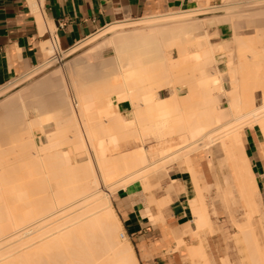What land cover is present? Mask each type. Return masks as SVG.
Wrapping results in <instances>:
<instances>
[{"label": "bare ground", "instance_id": "1", "mask_svg": "<svg viewBox=\"0 0 264 264\" xmlns=\"http://www.w3.org/2000/svg\"><path fill=\"white\" fill-rule=\"evenodd\" d=\"M259 1L119 21L65 50L46 41L43 63L0 86V264H139L111 196L136 180L150 190L148 174L172 161L186 163L195 192L184 243L189 232L212 226L198 163L217 139L240 199L264 220L242 134L255 129L264 138V75L252 58L264 52V14L251 9ZM31 5L43 27L39 3ZM85 45L63 68L35 77L56 54ZM52 131L58 136L43 142ZM171 184L179 194L181 184ZM246 213L238 233L254 242L248 251L258 249L248 252L251 262L264 264ZM163 219L164 236L176 235ZM200 243L189 246L192 257H205Z\"/></svg>", "mask_w": 264, "mask_h": 264}, {"label": "crops", "instance_id": "2", "mask_svg": "<svg viewBox=\"0 0 264 264\" xmlns=\"http://www.w3.org/2000/svg\"><path fill=\"white\" fill-rule=\"evenodd\" d=\"M223 2L224 0H42L39 6L44 25L41 27L30 0H0V85L41 64L44 58L42 45L46 41L55 40L59 48L65 50L108 24L206 5L215 6ZM242 134L250 166L256 174V183L263 195L264 150L260 144L261 135L257 130L248 128ZM198 168L203 181L205 179L208 185L201 159ZM168 172V180L180 182L182 188L170 203L159 206L157 201L162 203L165 194L158 199L154 195L151 197L139 183L119 190L112 199L123 232L133 245L139 264H185L182 255L173 248L186 224L193 219L188 201L195 192L187 169L172 166ZM146 197L158 211L147 204ZM165 206L167 207L162 217L159 209ZM161 219L165 220L164 223L176 235L164 236ZM189 235L184 238L187 239Z\"/></svg>", "mask_w": 264, "mask_h": 264}, {"label": "rangeland", "instance_id": "3", "mask_svg": "<svg viewBox=\"0 0 264 264\" xmlns=\"http://www.w3.org/2000/svg\"><path fill=\"white\" fill-rule=\"evenodd\" d=\"M229 1L230 0H224L222 5L226 4V3L234 2L237 0H231L230 2ZM244 1H246V0H244ZM261 2L263 5L261 4ZM30 3H31V0H30ZM259 3L257 5V7H255V8L251 7L252 13L254 15H258V14L260 15L261 13L264 14V0H260ZM216 6H221V4L216 5ZM216 6H212V7H216ZM204 7L210 8L209 5H206ZM216 9L217 10H215V11H214V9H211V11L208 9V11L205 10L204 12L207 11V15L217 14V13L221 12V9H218V8H216ZM207 15H204V16H207ZM210 22L211 23H210L209 29L211 31H214L216 29V25L213 21H210ZM256 30H259L257 32H260V29H256ZM225 39L229 43L228 46L229 47L231 46V49L233 50L234 49L233 38H231L230 35H228L225 37ZM216 40H218V39H216ZM219 40H221V38ZM232 44H233V46H232ZM87 47H89V46L85 45V47H83L82 50L80 49L78 51V53L71 55V56L64 55V57H63L62 54L61 55L59 54L61 57L59 62L56 63V62L52 61L53 62V63L51 62L52 64L49 63L50 65H47V66H50L47 69H45V67H43L44 68L43 71H42V68H41V71H40V69L35 71L36 72L35 77L42 76V74L44 75L45 73H48L49 71H52L53 69H55L57 67L61 68L63 66V64H65L68 60L74 58L78 54H80V52H82L83 50H86ZM242 47L243 46H241L239 50H241ZM245 47L246 46H244L242 52L247 51V53H244V56L246 58H247V56H249L251 54V52L254 54V52L248 47H247V50L244 51V49H246ZM248 49H250L251 51H249ZM239 50H238V55L243 54V53L239 52ZM244 56H242L241 58H245ZM252 56L253 55L251 54L250 57H252ZM252 58H256L258 60V63H260V65L257 64L259 66V72H262L264 75V71H263L264 70V52L262 54L257 53V55H254ZM43 62H44V59L41 63H43ZM37 66H34V68L31 67L30 69H35ZM260 66H261V68H260ZM209 68L211 69V67H209ZM203 69H205V71H206L207 67H204ZM260 70H262V71H260ZM205 71L203 70L202 72L204 73ZM23 73H20L19 75L13 77L8 82H11L12 80L19 77ZM198 73L201 74V71ZM203 73L200 76H202ZM8 82H6L2 85H6V84H8ZM217 92H219V91H217ZM244 130L245 129L242 130V133ZM57 132L58 131H56V132L52 131L50 133V135H48L46 137L45 141H43V142H46V141L48 142L47 138L48 139L50 138L52 140L53 138L57 137L58 136ZM35 133H36V131H35ZM259 133L261 135V141H260V144L262 146L261 148L264 150V138H263L261 131H259ZM220 140L217 139L214 142L215 144H213L212 146H209L208 148L203 149V151H202L201 166H202L204 172H206V174H207V181L209 182L208 185L206 184L205 179L203 181L202 176H200V178H199V184H200V187H202L201 192H203V194H204L207 210L209 211L210 217L212 219V226L211 227H205V228L200 227L199 230H197V232H195V233L189 232L192 236H189L187 239H185L184 243H180V241H179L180 239H177L179 242V244H178L177 241L175 240V247L173 249L178 251V253L182 255V258H183L185 264H192V263H194V264H205L207 261L206 257H208L210 259V264H254V262L253 263L251 262V260H253V259H251L252 257L250 258L251 260L249 259L250 256L248 253L249 251L251 252L252 249H250L249 251H248V249L253 248V246H252L253 244H251L250 247H247L246 243H248V246H249V242H251V240L247 239L249 241V242H247L246 238L243 237L242 234H239L238 229H237L239 227V225H242L244 223V220L247 217L246 211L248 212V216L250 217L251 224L253 226V231L255 232L256 237H257L256 243L258 241L259 250L261 249V251L264 254V231H263L264 228H262V227H264V220L260 219V216L258 215V213H256L254 211V209H252L251 206L244 203L240 199V197L237 193V189H236L237 182H236L235 178L231 175L230 166L228 165V163L224 162V153L220 147L222 140L221 141ZM8 148H9V150L11 149L10 147H8ZM66 149H68V148H66ZM7 152H9L8 149H7ZM10 153L11 152H9V155H10ZM13 153H14V151L12 152V154ZM15 153L13 154L14 156H15ZM5 156H8V154L6 152L4 155L5 162L12 163L14 161L13 165L17 164L15 159L13 160V158H12V161H7L10 159H6ZM16 159L18 160V163H20L21 160L19 161V158H17V155H16ZM181 162L183 164L178 165ZM18 166H20V164ZM172 166H177L181 169H187V165L184 161H172L171 163H167V166H165V168H163V166L159 167V168L155 169L154 171H152L148 174L147 178H148L149 184L151 185L152 189L150 188V190L146 191V189H144L143 186L140 184V181L136 180V181L131 182L130 184H128L122 188H119L117 190V192L121 189L126 188L127 186H129L133 183H139V185L142 187V189L147 194H149L151 197H152V195H154V198L158 199V197L160 195L165 194L162 203L157 202L158 205L163 204V203H167V202L170 203L174 198H176L178 196V192H176V191L174 192V190L171 189V185H172L171 183H174V182L180 183L176 180L175 181L174 180H168L169 172L167 173V171H169V169ZM168 185H170L169 189H171V190L168 189L170 191L169 196L166 193V192H168V190L165 189L166 187L167 188L169 187ZM231 185H233L234 187H232ZM232 188H234L236 191H234V189H232ZM117 192L113 196H111V201H112L113 197L117 194ZM146 200H147V204H149L152 208H154L155 211H158L152 203H149L148 197H146ZM259 202L263 203V208H264V194L262 195V199L259 197ZM166 207L167 206L161 207L159 209L160 215L163 214ZM162 217H163V215H162ZM185 229H186V227H185ZM213 229H214V231H213ZM119 235H120L119 238L121 240L123 233L120 232ZM244 238H245V241H244ZM123 239H124V237H123ZM250 239H251V237H250ZM199 242H201L199 245H202L203 251L205 252L206 255L204 257L203 253H201V254H197L194 257H192L189 254L188 248L192 244L198 245ZM251 243H254V242H251ZM246 248H247V250H246ZM255 250L256 249H253L252 252H255ZM257 250H256V252H257ZM197 253H200V252L198 251ZM256 255H258V253H256L254 255L255 257L253 256L254 259H256ZM246 257H248V259ZM259 257H260V255H259ZM259 257L257 258L258 261H259V259H261V257L260 258ZM41 260H42V258H41ZM41 262L39 261V263H41ZM48 262H47L48 264H50V262H51V264H53L56 262V260L53 263L50 260ZM35 263H36V261H35ZM39 263L37 261V264H39ZM47 263H45V264H47Z\"/></svg>", "mask_w": 264, "mask_h": 264}, {"label": "built area", "instance_id": "4", "mask_svg": "<svg viewBox=\"0 0 264 264\" xmlns=\"http://www.w3.org/2000/svg\"><path fill=\"white\" fill-rule=\"evenodd\" d=\"M38 3H40L42 0H36ZM54 37H51V39H53ZM50 39V40H51ZM60 59H61V57H60V55L59 54H56L55 56H54V58H52V60L53 61H55L56 63L57 62H59L60 61Z\"/></svg>", "mask_w": 264, "mask_h": 264}]
</instances>
